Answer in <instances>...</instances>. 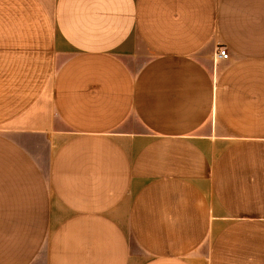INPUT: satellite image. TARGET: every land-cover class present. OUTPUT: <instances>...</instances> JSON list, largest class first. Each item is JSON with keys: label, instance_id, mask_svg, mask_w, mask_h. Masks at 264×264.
I'll return each mask as SVG.
<instances>
[{"label": "crops", "instance_id": "crops-1", "mask_svg": "<svg viewBox=\"0 0 264 264\" xmlns=\"http://www.w3.org/2000/svg\"><path fill=\"white\" fill-rule=\"evenodd\" d=\"M0 264H264V0H0Z\"/></svg>", "mask_w": 264, "mask_h": 264}, {"label": "built area", "instance_id": "built-area-1", "mask_svg": "<svg viewBox=\"0 0 264 264\" xmlns=\"http://www.w3.org/2000/svg\"><path fill=\"white\" fill-rule=\"evenodd\" d=\"M216 57L219 60H228L230 55L227 49L221 47L217 50Z\"/></svg>", "mask_w": 264, "mask_h": 264}]
</instances>
